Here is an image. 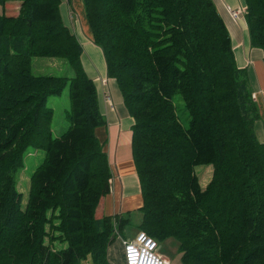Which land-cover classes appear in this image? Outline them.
I'll return each instance as SVG.
<instances>
[{
    "label": "trees",
    "instance_id": "1",
    "mask_svg": "<svg viewBox=\"0 0 264 264\" xmlns=\"http://www.w3.org/2000/svg\"><path fill=\"white\" fill-rule=\"evenodd\" d=\"M19 2L0 15V264H111L112 218L96 209L111 172L98 129L107 126L63 0ZM132 117L142 189L139 231L173 239L182 264H264V143L247 71L212 0H83ZM251 46L264 63V0H245ZM35 58L65 60L73 77L36 76ZM68 88L70 126L52 136L51 97ZM179 95L190 123L172 101ZM44 152L27 202L17 189L26 152ZM212 168L202 186L196 168ZM121 233L130 220L119 217ZM56 244L63 245L57 247ZM125 264V262H124Z\"/></svg>",
    "mask_w": 264,
    "mask_h": 264
},
{
    "label": "crops",
    "instance_id": "2",
    "mask_svg": "<svg viewBox=\"0 0 264 264\" xmlns=\"http://www.w3.org/2000/svg\"><path fill=\"white\" fill-rule=\"evenodd\" d=\"M212 1L230 33L232 45L235 48L234 54L238 67L247 71L250 88L254 94L253 99L258 106L261 119L256 122V135L257 139L264 143L263 52L261 49L251 46L244 15L239 18L232 16V12L244 9V7L246 8L245 0ZM19 8V2H9L3 8L0 6V15L16 16ZM59 8L65 25H70V10L73 13L74 19L80 18V28L78 29L76 27L75 32V27L70 25L71 31L82 47V68L94 83L99 109L107 122V126L98 129L96 135L100 142L104 144V151L108 157L111 172L110 192L100 200L96 210V218L101 219L107 215H120L124 220H130L129 225L133 222L138 225L142 220L140 208L143 206V199L136 167L132 160L133 157L130 154V141L132 139L131 135L134 121L124 104L119 89H117L116 82L107 76L104 54L102 49L94 44L92 32L86 21L83 0H69L68 3H66V0H63ZM35 61L36 65H32V67L39 74H43L46 70H55L54 65L57 63L54 59L48 58H35L33 62ZM253 75H255L254 78ZM107 96L110 97V101H106ZM124 233L125 236L128 233L126 228ZM135 235L124 239L120 237L118 239L119 247H122V240H131ZM175 247H178V245L176 244ZM159 252L171 264V260L167 257L166 253L161 251V248H159ZM110 255H112V258L117 259V255H119L117 248L112 254L109 249V261L112 260ZM120 264H124L123 261H120Z\"/></svg>",
    "mask_w": 264,
    "mask_h": 264
},
{
    "label": "rangeland",
    "instance_id": "3",
    "mask_svg": "<svg viewBox=\"0 0 264 264\" xmlns=\"http://www.w3.org/2000/svg\"><path fill=\"white\" fill-rule=\"evenodd\" d=\"M68 1L69 0H66V3H68ZM246 10H247V8H245V7H244V9H240L239 11L236 10V11L232 12V16L234 17V14H237L239 16L238 17H234V18H239L240 16H243L244 14H246ZM60 13H61V11H60ZM69 15L71 17L70 18L71 20H70L69 24L72 25L73 27H75V32H76V27L78 29L80 28V24H81L80 21H79L80 18H75L74 19L73 18V13H72L71 10L69 12ZM243 17H245V15ZM70 25H66V26L71 31ZM89 28H90V26H89ZM90 31H91V29H90ZM234 49L235 48L233 47V52H234ZM48 59H54L57 63L59 62L58 64L56 63L54 65V69L55 70H46L43 74H39L32 67V69H33L32 71H33L34 75H36V76H42V75L44 76L45 75L46 77L47 76L73 77L72 70H71V68L69 67L68 63L65 60L59 59V58H48ZM35 63H36V61L33 62L32 65L35 66L36 65ZM254 73H255V71H254ZM254 77H255V75H253V78ZM109 79H111V78H109ZM112 80H114V79H112ZM67 90H68V88L63 90L64 92L60 96L51 97L47 101V106L54 110V118H53V123H52V132H51L52 136L54 138L60 137L65 131H67V129L70 126L69 118H68V112H69V109H70V103H69V99H68V91ZM106 101H110V97L109 96L106 97ZM172 101L174 102V105L176 107V114H177V116L179 118V121L181 122V124H182V126L184 128H187L189 126V123H190V117H189V114H187L188 112H186V109H185V106H184V102L182 101V99H181V97L179 95H175ZM259 120H261V119H259ZM131 138H132V135H131ZM131 143H132V139L130 141V154L132 156V145H131ZM42 160H44V152L42 150H36V149L30 148L26 152L22 169H21V171L19 172V174L17 176V189H18V192L22 194L23 205L24 206L26 204L25 202H27V199H28V194H29V190H30V178H31V175L33 174L35 169L37 167H39L43 163ZM132 160H133V158H132ZM196 174L198 175V178L200 180V184L202 186H204L211 179L212 168L208 167V166H203V167L199 166V167L196 168ZM110 182H111V178H110ZM107 216H105V218ZM108 217L112 218V226H113V230H114V236L113 237L115 238L113 243L110 245L109 249H110L111 254L115 252L116 248H117V253H119V255H117V259L116 258L115 259L112 258V255H110L112 260L109 261V262L111 264H120V261H123V263H124L123 246L119 247L118 239H120V237L123 238V239L124 238H128V237H133L137 232L138 233L142 232V231H138L139 229H138V227H136V226H139L140 224L136 225V223L133 222L132 224L126 226V229H127L128 233L125 236V233L124 232L121 233V231L119 230V227H120L121 223H120V221H117V220H121L119 218L120 215L108 216ZM95 218H96V213H95ZM103 218L104 217H102L101 219H103ZM97 220H99V219H97ZM122 220H124L123 217H122ZM122 243H123V240H122ZM176 244L177 243H176L175 240L170 239V240H168L165 243H161L160 244V248H161V251H163L164 253L167 254V257L171 260V264H182L181 254L178 251V247H175ZM56 246L57 247H62L63 245L56 244ZM164 258L166 259V257H164ZM108 260H109V258H108ZM81 264H94V263H93V261H91L90 258H88L86 261H82Z\"/></svg>",
    "mask_w": 264,
    "mask_h": 264
},
{
    "label": "built area",
    "instance_id": "4",
    "mask_svg": "<svg viewBox=\"0 0 264 264\" xmlns=\"http://www.w3.org/2000/svg\"><path fill=\"white\" fill-rule=\"evenodd\" d=\"M122 246L125 264H169L159 252L158 243L144 232L137 233L131 240H123Z\"/></svg>",
    "mask_w": 264,
    "mask_h": 264
}]
</instances>
